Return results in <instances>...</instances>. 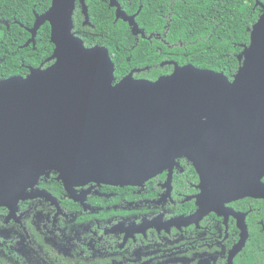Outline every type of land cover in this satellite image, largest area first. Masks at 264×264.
Masks as SVG:
<instances>
[{
    "label": "water",
    "instance_id": "water-1",
    "mask_svg": "<svg viewBox=\"0 0 264 264\" xmlns=\"http://www.w3.org/2000/svg\"><path fill=\"white\" fill-rule=\"evenodd\" d=\"M85 1L78 0L89 25ZM75 4L51 0L31 30L50 25L53 64L0 82V207L12 209L51 171L66 187L124 186L181 157L198 168L204 157L228 159L251 147L264 159V5L256 2L262 13L231 81L174 61L162 63L173 71L154 81L133 79L134 70L116 81L107 48L86 47L74 35ZM109 6L136 30L118 0Z\"/></svg>",
    "mask_w": 264,
    "mask_h": 264
},
{
    "label": "flooded vegetation",
    "instance_id": "flooded-vegetation-1",
    "mask_svg": "<svg viewBox=\"0 0 264 264\" xmlns=\"http://www.w3.org/2000/svg\"><path fill=\"white\" fill-rule=\"evenodd\" d=\"M42 14L29 18L27 0H0V82L53 64L50 25L31 31ZM136 27V40L158 36ZM152 67L126 75L149 80ZM175 162L124 186L66 187L57 173L42 175L12 209L0 207V264H264L263 153Z\"/></svg>",
    "mask_w": 264,
    "mask_h": 264
},
{
    "label": "trees",
    "instance_id": "trees-1",
    "mask_svg": "<svg viewBox=\"0 0 264 264\" xmlns=\"http://www.w3.org/2000/svg\"><path fill=\"white\" fill-rule=\"evenodd\" d=\"M256 2L264 5V0H118L146 34L157 33L147 41L136 40L127 22L115 20L109 0H86L89 25H83L77 4L73 33L86 47L107 48L116 81L131 68L143 66H153L144 75L154 81L170 72V67L159 65L164 60L221 72L231 81L241 65L237 56L248 46L250 30L262 13ZM50 4L51 0H27L28 17L32 11L44 13ZM48 36L46 28V43Z\"/></svg>",
    "mask_w": 264,
    "mask_h": 264
}]
</instances>
